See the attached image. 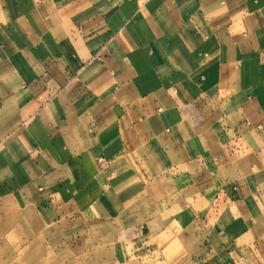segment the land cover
<instances>
[{
  "label": "crops",
  "instance_id": "1",
  "mask_svg": "<svg viewBox=\"0 0 264 264\" xmlns=\"http://www.w3.org/2000/svg\"><path fill=\"white\" fill-rule=\"evenodd\" d=\"M0 201L264 264V0H0Z\"/></svg>",
  "mask_w": 264,
  "mask_h": 264
},
{
  "label": "rangeland",
  "instance_id": "2",
  "mask_svg": "<svg viewBox=\"0 0 264 264\" xmlns=\"http://www.w3.org/2000/svg\"><path fill=\"white\" fill-rule=\"evenodd\" d=\"M69 228V229H68ZM197 256V257H196ZM0 264H204L175 234L120 243L108 225L45 226L0 201Z\"/></svg>",
  "mask_w": 264,
  "mask_h": 264
},
{
  "label": "built area",
  "instance_id": "3",
  "mask_svg": "<svg viewBox=\"0 0 264 264\" xmlns=\"http://www.w3.org/2000/svg\"><path fill=\"white\" fill-rule=\"evenodd\" d=\"M100 161H103L102 159H100Z\"/></svg>",
  "mask_w": 264,
  "mask_h": 264
}]
</instances>
